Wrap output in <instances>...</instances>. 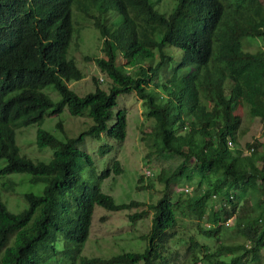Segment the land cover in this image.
<instances>
[{
	"label": "trees",
	"instance_id": "16d2710c",
	"mask_svg": "<svg viewBox=\"0 0 264 264\" xmlns=\"http://www.w3.org/2000/svg\"><path fill=\"white\" fill-rule=\"evenodd\" d=\"M171 2L172 9L160 13L156 0H0V160L6 162L0 169L1 188L14 190L16 183L9 179L12 174H25L32 184H44L43 194L24 195L27 207L18 214L10 213L0 199V264H42L41 245L56 233L63 236L67 255L78 252L89 236L95 206L110 212L146 207L136 201L115 204L97 185L85 187L81 173L73 167L81 160L89 168L90 179L95 176L91 157L76 147L85 136L100 139L104 133L108 139L125 140L127 111L113 109L119 95L132 91L156 121L158 150L165 158L183 159L169 178L159 180L169 185L180 180L193 183L198 178V190L178 196L165 194L157 204L147 205L153 219L148 233L141 236L146 241L143 251L108 258L80 256L79 263L169 264V242L183 217L203 220L208 214L211 225L200 232L216 237L230 218L223 217L224 206L236 207L238 192L247 187L261 194L256 201L259 212L247 223L238 221L237 226L252 244L253 261H259L264 246V152L254 159V150L262 145L257 139L249 144V156H243L236 146L243 134L244 113L264 121V3ZM74 9L78 20L91 21L100 31L102 55L95 62L100 73L111 80L108 91L99 87L97 78H93L94 91L84 96L68 86L82 79L68 57ZM108 12L118 15L119 26L101 23L100 14ZM251 39L261 41L254 51L247 48L246 41ZM169 45L182 51L177 70L188 71L179 78L174 73L160 84L159 72L168 58L165 49ZM124 47L130 56L121 64ZM48 86L58 91V101L42 91ZM64 108L72 116L90 118L92 124L78 137L64 134L62 139L39 127L38 147L51 148L52 158L44 162L24 156L16 144V130L41 125L48 112L60 113ZM110 120L112 124H108ZM57 128L64 133L60 121ZM229 139L234 147L229 146ZM98 150L103 156L111 146L102 144ZM120 173L114 160L95 183ZM203 184L205 190H201ZM221 193L224 206L212 207L207 213L208 202ZM147 215L142 210L128 218L134 222ZM196 244L191 239L190 245ZM242 250L247 251L244 245H219V253ZM205 263L245 264V259L241 255L230 261L212 260L207 254Z\"/></svg>",
	"mask_w": 264,
	"mask_h": 264
},
{
	"label": "rangeland",
	"instance_id": "374dc122",
	"mask_svg": "<svg viewBox=\"0 0 264 264\" xmlns=\"http://www.w3.org/2000/svg\"><path fill=\"white\" fill-rule=\"evenodd\" d=\"M153 1L155 2V0ZM262 2L264 3V0ZM156 4L160 13H166L173 7L171 0H156ZM72 17L74 30L68 49V57L74 60L76 67L81 71L82 79L69 82L68 86L78 96H84L94 91L93 78H97L99 87L108 91L111 80L106 74L100 73L95 62V57L102 55L100 31L91 21H82L80 18L79 20L82 21L80 23L75 9ZM100 21L102 24H111L113 27L120 24V18L114 12L100 14ZM246 43L247 48L254 51L261 44V41L260 39H251L247 40ZM165 50L168 58L165 59L159 72L158 81L160 84L167 83L174 73L179 78L188 71V69L177 70L182 56V51L179 48L169 45L166 46ZM123 51V54L120 55L123 60L120 62L126 64L130 54L125 47ZM135 68H129V70L133 71ZM42 91L49 95L53 101L60 99L58 91L53 86L45 87ZM169 91L170 89L167 90V92ZM161 93L163 94L162 91ZM119 108L127 111L128 126L125 140L108 139L104 133L101 134L100 139L85 136L81 142L76 144V147L91 157L95 176L90 179L89 168L81 160H76L73 167L81 173L85 187L97 185L103 194L112 198L115 204L136 201L144 203L146 207L110 212L95 206L89 236L80 245L79 251L67 255L63 249V236L56 233L54 237H50L41 245L42 264H65L67 262L80 264V256L108 258L120 252H141L146 246V241L141 236L148 233L153 219V212L147 209V205L157 204L165 194L178 196L196 193L198 190V178H195L193 183H185L184 180H180L177 183L171 182L169 185L159 180L161 176L169 178L183 159L180 157L165 158L158 150L159 145L155 135L156 121L154 117L149 115L148 108L135 91L118 96L117 105L113 109L114 112ZM59 121L62 123L64 133L57 128ZM112 122L113 120H110L108 124H112ZM91 124L90 118L72 116L66 108L60 113L51 111L47 113L41 125H29L17 129L16 144L24 156L34 161L48 162L53 156V150L49 147H38L37 128L40 127L52 133L58 139H62L64 134L67 137L76 138ZM242 129L243 134L236 147L242 150L243 156H249L251 152L249 144L255 139L262 143L254 150L255 159L264 152V121L244 113ZM102 144L111 146V150L103 156L98 150ZM114 160L119 163L121 173L117 176L111 174L108 178L95 183L96 179ZM4 163H6L4 160H0V169L4 167ZM192 163V161L189 162V164ZM257 165L259 166V163ZM141 177H144L143 181H140ZM9 179L16 183V187L13 191H5L1 188L4 181L0 180V199L10 213L18 214L27 207L24 199L25 194H43L44 184H32L25 174H12ZM138 187L142 189L139 190ZM205 189L206 185L203 184L201 190ZM72 193L77 195L78 190H74ZM260 195L257 190L247 187L246 190L238 192L236 207L233 204L222 205L220 203L224 199L222 193L214 198L216 200L211 199L208 202V208H206L207 213L212 207L219 209V207L224 206L226 209L224 208L222 212L223 217L230 216L225 223L226 227H221L216 237L209 238L200 232V229H208L211 225L208 214L204 216L203 220H198L193 215L183 217L176 226L175 234L169 242L168 263L206 264L205 255L208 254L212 260L222 261H230L234 257L244 255L245 264H264V246L259 253V261L254 262L252 244L249 243L242 229L237 226L238 221L244 224L258 215L259 210L256 201ZM142 210L148 212L145 218L134 222L129 220V215ZM233 210L235 211L232 213ZM191 239L195 240L197 244L190 245ZM220 244L244 245L247 251L246 253L243 250L235 253H219ZM214 255L217 258H213ZM196 258L197 261L195 262Z\"/></svg>",
	"mask_w": 264,
	"mask_h": 264
},
{
	"label": "built area",
	"instance_id": "2783aa9c",
	"mask_svg": "<svg viewBox=\"0 0 264 264\" xmlns=\"http://www.w3.org/2000/svg\"><path fill=\"white\" fill-rule=\"evenodd\" d=\"M228 144L230 147H234V142L231 139H229Z\"/></svg>",
	"mask_w": 264,
	"mask_h": 264
}]
</instances>
